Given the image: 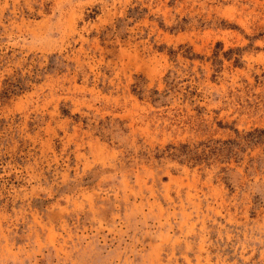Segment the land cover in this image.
Segmentation results:
<instances>
[{
    "label": "rangeland",
    "instance_id": "obj_1",
    "mask_svg": "<svg viewBox=\"0 0 264 264\" xmlns=\"http://www.w3.org/2000/svg\"><path fill=\"white\" fill-rule=\"evenodd\" d=\"M0 264H264V0H0Z\"/></svg>",
    "mask_w": 264,
    "mask_h": 264
},
{
    "label": "trees",
    "instance_id": "obj_2",
    "mask_svg": "<svg viewBox=\"0 0 264 264\" xmlns=\"http://www.w3.org/2000/svg\"><path fill=\"white\" fill-rule=\"evenodd\" d=\"M133 91H134V92H137V94L141 96L142 93L144 92V87L135 84V86H134V88H133ZM154 94H160V92L158 91V89H152V90L150 91V94H149L150 101L156 103V101L158 100V97H155ZM180 147H183V145H181ZM183 151H184V150L182 149L181 152H183ZM184 152H186V151H184ZM180 154H181V153H180Z\"/></svg>",
    "mask_w": 264,
    "mask_h": 264
}]
</instances>
